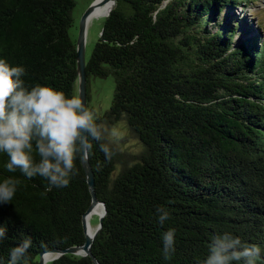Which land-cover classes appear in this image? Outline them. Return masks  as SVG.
I'll use <instances>...</instances> for the list:
<instances>
[{"label": "trees", "instance_id": "16d2710c", "mask_svg": "<svg viewBox=\"0 0 264 264\" xmlns=\"http://www.w3.org/2000/svg\"><path fill=\"white\" fill-rule=\"evenodd\" d=\"M259 1L117 0L105 19L86 64L88 75L115 82L98 122L125 117L144 149L116 171L112 146L110 157L97 142L87 147L106 211L90 247L96 264H201L209 238L225 231L264 248V21L244 11ZM74 4L0 0V56L26 68V83L77 95ZM6 160L0 155V178L20 184L0 206L5 262L24 235L33 241L30 264L41 252L83 244L91 194L81 156L69 186L47 192L46 180L8 172ZM157 206L171 213L163 226ZM169 227L176 251L165 260L161 232ZM46 264L95 263L63 253Z\"/></svg>", "mask_w": 264, "mask_h": 264}, {"label": "clouds", "instance_id": "9594fccd", "mask_svg": "<svg viewBox=\"0 0 264 264\" xmlns=\"http://www.w3.org/2000/svg\"><path fill=\"white\" fill-rule=\"evenodd\" d=\"M26 68L11 64L0 56V155L6 156L3 167L17 170L27 179L47 181L45 191L69 186L77 175L82 150L99 143L107 157L118 131L103 127L98 117L75 94L47 83H26ZM20 180L0 178V206L10 203ZM156 222L163 226L171 217L167 207L157 206ZM8 225L0 222V243L8 238ZM161 252L170 260L176 251V229L161 232ZM31 236L24 235L9 248L8 258L0 264H30ZM201 264H258L264 260V248L246 243L238 235L225 231L213 234L207 243Z\"/></svg>", "mask_w": 264, "mask_h": 264}, {"label": "rangeland", "instance_id": "374dc122", "mask_svg": "<svg viewBox=\"0 0 264 264\" xmlns=\"http://www.w3.org/2000/svg\"><path fill=\"white\" fill-rule=\"evenodd\" d=\"M95 0H75V5L72 10L73 26L69 29V33L72 39H76L77 36V24L82 13L94 2ZM249 18H252L255 24L258 19L264 21V0H260L255 6H252L250 10L244 9ZM250 12L252 14H250ZM105 16L98 15L93 16L88 24L86 30V42H85V58L88 60L93 46L100 35ZM264 35V29H262ZM114 91V80L112 76L98 77L90 76L88 79V100L87 107L93 110L96 116L102 115L111 104V99ZM103 127L110 128L118 131L119 136L112 147L120 154V160L118 161L115 170H119L123 167L121 160L129 159L132 155H138L144 148V145L139 139L134 136L126 122V120L120 119L113 124H106L103 122ZM127 155H130L127 157ZM98 224V214L93 213L90 217V225L92 228H96ZM53 255H49V257ZM49 261V260H48Z\"/></svg>", "mask_w": 264, "mask_h": 264}, {"label": "water", "instance_id": "95a60500", "mask_svg": "<svg viewBox=\"0 0 264 264\" xmlns=\"http://www.w3.org/2000/svg\"><path fill=\"white\" fill-rule=\"evenodd\" d=\"M109 1H110V4H109L108 8H106V10L104 12L96 14V9L99 8V7H102L103 5H105V3L109 2ZM166 2H167V0H161V4H159V7H164ZM116 4H117V0H95L82 13V15L79 18L78 24H77V36H76V39H74V41H75V50H76L77 95L81 97L82 101L86 104V106H87V100H88V79L91 76V75H88L87 71H86V64H87V62H88V60H89V58L91 56V54H90L88 60H86V58H85V42H86L87 24H88L89 20L93 16H98V15L105 16V18H104V21H105V19L109 16L111 11L115 8ZM157 10L158 9H155L154 13H156ZM103 25H104V22H103ZM103 25H102V28L100 30L99 37L102 34ZM99 37H98V39H99ZM97 40H96V42H97ZM108 76H112V75H108ZM105 77H107V76H105ZM113 80H114V78H113ZM114 87H115V82H114ZM113 93H114V91H113ZM111 102H112V99H111ZM108 109L106 111H108ZM102 115H100V116H102ZM97 117H99V116H97ZM123 118L125 119V117H121L118 120L123 119ZM118 120H116L114 122H111V123L106 122V121L103 120L100 124L102 126H103V122L106 123V124H113V123L117 122ZM129 128H130V126H129ZM130 130H131L132 134L137 137V135L132 131L131 128H130ZM114 149L116 150V148H114ZM143 149L141 150V152L143 151ZM116 152L119 154V152L117 150H116ZM138 155H134V156L132 155L131 157H129L130 155H127V157H129V159H124V160H121V161H125L127 163L132 162V161L135 160L136 157H138ZM118 157H120V154L118 155ZM119 160H120V158H119ZM81 163H82V167H83V169L85 171L88 188H89V191H90V194H91V202H90L89 206L87 207L86 211L82 215V225H83L85 240H84L83 244L78 245V246H71V247H68V248H65V249H61V250L54 249V250L47 251V252H41L39 254L38 264H46L48 260H51V259H53V258H55V257H57V256H59L60 254H63V253H72V254H77V255H90L92 257V259H93V262L96 264V260L91 255L90 247H91V244L93 242L94 237L99 232V229H100V227L102 225L103 216H104L106 211H105L104 203L99 201L97 199L96 195H95L94 174H93V171H92L89 159H88V148H87V146H85L83 148V150H82ZM117 163H116V165H117ZM97 206L101 207V211L100 212H95L94 211V209ZM93 213H97L98 214V224H97L96 228H92L91 225H90V217H91V215ZM88 227H90L92 229V232L90 234L88 232ZM46 254L48 256L49 255H53V256L52 257L50 256L47 259H45L44 255H46Z\"/></svg>", "mask_w": 264, "mask_h": 264}, {"label": "bare ground", "instance_id": "6f19581e", "mask_svg": "<svg viewBox=\"0 0 264 264\" xmlns=\"http://www.w3.org/2000/svg\"><path fill=\"white\" fill-rule=\"evenodd\" d=\"M109 4H110V1L107 2V3H105V5H103L102 7L97 8V9H96V14L104 12V11L106 10V8H108ZM94 211H95V212H100V211H101V207H100V206H97V207L94 209ZM88 232H89V234L92 232V229H91L90 227H88ZM48 257H49V256H48L47 254L44 255V258H45V259H47Z\"/></svg>", "mask_w": 264, "mask_h": 264}]
</instances>
